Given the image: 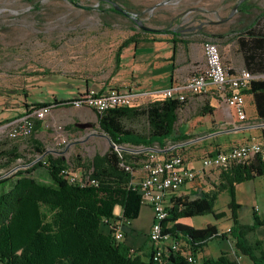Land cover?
Returning <instances> with one entry per match:
<instances>
[{
	"label": "trees",
	"instance_id": "1",
	"mask_svg": "<svg viewBox=\"0 0 264 264\" xmlns=\"http://www.w3.org/2000/svg\"><path fill=\"white\" fill-rule=\"evenodd\" d=\"M99 1L103 7L111 4V8L104 9V12L121 16L134 25L131 29L134 34L117 49L116 70L119 68L122 50L129 44L145 40L147 32L133 19L115 12L112 7L116 4L128 13L138 14L142 13L139 6L130 4L128 0ZM232 1L237 4L239 0ZM253 7L255 5L251 0H245L239 4L237 13L246 14ZM261 19L263 21L260 25ZM137 20L147 27L154 25V20L152 25H147L149 19L144 14L137 17ZM162 24L167 28L168 22H159L158 25ZM252 26L253 29L246 34L249 54L245 55V61L249 73L257 75L264 73V12L260 14V19H254ZM166 28L154 31L168 33ZM240 36L235 38L242 46ZM243 94L245 97L251 96L256 117L264 122V80H252ZM185 101L161 98L145 105L100 113L92 110L98 129L108 139L110 146L102 155H95L90 161L75 158L69 162L62 157L46 154L42 142L34 138L40 122L35 121L33 133L27 138L36 153L35 158H42L47 164L33 160L34 164L26 170L17 171L14 179H0V264H188L179 253L170 250L162 256L160 262H154L153 245L147 253H142V249L132 250L116 241L112 231L103 233L101 230L105 226L103 220L114 217L115 207L121 208L122 219L127 222L138 217L141 207L140 196L132 190V184L136 163L144 160V153L128 156L122 150L119 155L115 147L121 149L131 145L150 149L156 144L162 149L167 140L172 144L185 141L186 136L174 137L178 112ZM45 106L48 105H32L34 108ZM54 106L59 108L69 104L62 101ZM261 138L262 152L249 154L245 161L232 162L227 170H222L221 183L216 191L204 193L194 200L172 199L161 236L182 242L197 256L210 241H233L235 254L222 252L216 259L202 258L203 264H239L238 256L248 258L252 264H264L262 242L250 238L257 228L264 226V220L254 213L251 225H241L238 212L243 207L235 199L236 184L257 177L264 178V129ZM19 158L21 155L17 146L1 150L0 160L4 162L0 163V170H11ZM64 168L81 170L84 185H69L61 175ZM34 173L38 177H34ZM94 180L98 182L97 186L91 184ZM223 191L229 196L227 208L232 222L229 231L221 232L210 224L196 229L180 222L206 215L213 216L215 220L225 217V213H216L214 210L215 201Z\"/></svg>",
	"mask_w": 264,
	"mask_h": 264
},
{
	"label": "crops",
	"instance_id": "2",
	"mask_svg": "<svg viewBox=\"0 0 264 264\" xmlns=\"http://www.w3.org/2000/svg\"><path fill=\"white\" fill-rule=\"evenodd\" d=\"M193 0H175L170 5L163 7L154 25L153 30L166 28L168 33L147 32L146 39L129 44L120 55L119 68L103 82L95 84V91L102 93L110 88H117L134 92L140 98V105L161 99L162 91L173 86H184L191 75L198 68L204 66L202 44L210 41L217 45L223 64L231 73L247 70L245 55L249 54L247 32L253 29L252 23L256 17L264 12V6L259 4L246 14L237 13L229 17L230 13L219 10L208 12L203 7H191ZM144 14V13H143ZM191 15V16H190ZM224 21V19L228 18ZM263 19L260 20V25ZM132 31V30H131ZM233 31V32H231ZM146 32V31H145ZM134 31L131 32L132 36ZM241 35L242 46L237 42ZM249 72V71H248ZM254 79L264 80V73L253 75ZM87 87H90L89 85ZM62 99L58 102H62ZM66 100V99H65ZM64 101V100H63ZM246 121L241 122L227 104L219 98L213 89L200 95L187 93L186 101L178 112V121L174 137L186 136L183 142L172 144L167 140L164 147L159 149L155 144L153 150L141 149L131 145H125L121 149L131 154L155 152L159 157L166 158L170 154H178L183 157L186 168L199 171L201 160L218 151H225L236 145L246 143L261 144V131L264 122L259 121L255 114L250 95L245 97ZM95 114V113H94ZM243 143V144H242ZM180 145V146H178ZM133 181L143 177L142 160L136 163ZM221 171L216 167L204 170L197 174L196 178L187 182L178 192L166 197L167 208L174 198L194 200L204 193L214 192L221 183ZM222 198V207L217 209V202ZM236 203L243 207L238 212V221L241 225H251L253 215L256 213L264 220V178L257 177L253 180L235 185ZM229 196L227 192H221L215 201L216 213L223 212L225 217L215 220L213 216L193 217L180 220L183 224L196 229H202L207 225H215L219 231L224 232L232 226L230 212L227 208ZM122 210L119 206L114 208L113 216H120ZM208 216L212 219L207 220ZM243 217L246 220L243 222ZM201 222L194 224V220ZM196 222V221H195ZM226 222L222 227L220 223ZM153 223V212L150 207L141 205L138 217L123 226V244L132 250L142 249L147 253L151 247L148 233ZM102 232L107 233L108 228L102 226ZM251 240L262 242L264 247V226L259 227L250 237ZM218 242L217 257L222 253L235 254L231 239L213 240ZM204 247L200 258H212L209 244ZM239 264H252L244 256H238Z\"/></svg>",
	"mask_w": 264,
	"mask_h": 264
},
{
	"label": "rangeland",
	"instance_id": "3",
	"mask_svg": "<svg viewBox=\"0 0 264 264\" xmlns=\"http://www.w3.org/2000/svg\"><path fill=\"white\" fill-rule=\"evenodd\" d=\"M164 1L128 0L145 12L147 25H152L154 16L160 19L163 7L175 0ZM192 2L189 8L203 7L208 12L224 13H230L236 4L232 0ZM251 3L255 7L264 6V0ZM110 8V3L103 7L99 0H0V151L17 146L21 155L11 170H0V179H14L17 171L34 164L36 153L30 147V139L13 141L7 137L8 124L33 108L32 105L53 106L34 133L46 154L69 162L75 158L90 161L109 148L110 143L98 129L91 109L57 108L54 104L95 90V84L113 74L117 49L131 37L134 25L103 11ZM62 139L66 143L59 145ZM221 207L222 198L217 202V209ZM207 218L212 222L210 216ZM199 222L194 220L195 225ZM208 248L217 257L218 242L211 241Z\"/></svg>",
	"mask_w": 264,
	"mask_h": 264
},
{
	"label": "built area",
	"instance_id": "4",
	"mask_svg": "<svg viewBox=\"0 0 264 264\" xmlns=\"http://www.w3.org/2000/svg\"><path fill=\"white\" fill-rule=\"evenodd\" d=\"M202 50L203 68L195 70L186 85H177L162 91L160 98L182 102L186 100L187 93L200 95L213 89L218 93L219 98L232 109L239 121H246L243 92L247 91L254 76L246 70L231 73L230 69L223 64L217 45L210 41L202 44ZM65 102L76 109L88 108L100 113L105 110L139 106L140 98L134 92L123 89L110 88L102 93L90 89ZM52 108V105L31 108L29 114L8 124L7 137L9 139L29 137L33 133L35 121L43 123ZM60 129L61 127H59ZM60 142L59 145L66 143L65 139ZM115 150L118 153L122 151L118 147H115ZM247 153H249V149L241 150V152H228L225 155L215 153L206 156L201 160L199 171L186 168L183 157L178 154H170L166 158L159 157L155 152L146 154L142 161L143 177L138 181H133L132 190L140 196L141 205L150 207L153 212V223L148 233V239L153 245L152 259L154 262H160L162 256L170 250L179 253L188 264H203L202 258L192 254L182 242L158 235V220L166 218L168 209L165 199L178 192L187 182L194 180L197 174L204 170H210L215 166V163L231 162L235 158L247 155ZM35 161L47 164L42 158H37ZM126 169L128 170V167ZM61 175L64 180H70L76 186L84 185L81 170L72 171L70 168H64L61 170ZM91 184L97 186L98 182L94 180L91 181ZM126 223L127 221H124L121 215L104 219L102 222L109 231H112L114 239L120 242L123 240V226Z\"/></svg>",
	"mask_w": 264,
	"mask_h": 264
},
{
	"label": "bare ground",
	"instance_id": "5",
	"mask_svg": "<svg viewBox=\"0 0 264 264\" xmlns=\"http://www.w3.org/2000/svg\"><path fill=\"white\" fill-rule=\"evenodd\" d=\"M245 149H249V153H247V155H244L242 157L239 158H235V160H232L231 162H218L215 163L216 167H218V169L220 171L222 170H227L229 168V166L232 164V162H241V161H245L246 159H248L247 157H249V154L252 153H259L262 152V145L261 144H255V143H249V144H243V145H236L233 146L232 148L225 150V151H218L217 155H225V153L228 152H241V150H245ZM69 185H75L72 181L67 180ZM166 218H167V211H166ZM165 218V219H166ZM165 219H159L158 220V224H157V233L158 235H161L163 232V222L165 221ZM162 232V233H161Z\"/></svg>",
	"mask_w": 264,
	"mask_h": 264
},
{
	"label": "water",
	"instance_id": "6",
	"mask_svg": "<svg viewBox=\"0 0 264 264\" xmlns=\"http://www.w3.org/2000/svg\"><path fill=\"white\" fill-rule=\"evenodd\" d=\"M170 1H171V0H166V1H164V3H168V2H170ZM243 1H245V0H239V1L237 2V4L234 5L233 9H232L231 12H230L229 17L232 16V15L237 11V8H238L239 4L242 3ZM161 4H162V3H160V5H161ZM158 5H159V4H158ZM112 7H113V10H114L115 12L120 13V14H123V15H125V16H128L129 18H132V19L135 21V23H136V24H137L142 30H144V31H146V32H153V31H154L152 28L143 25L140 21L137 20V17H139L141 14H143V13H145V12L138 13V14H131V13L126 12L124 9H122L120 6H118V5H116V4H113ZM149 10L151 11L152 9H149ZM229 17L226 18V19H224V21L228 20ZM178 146H180V145H178ZM146 150H153V149L150 148V149H146Z\"/></svg>",
	"mask_w": 264,
	"mask_h": 264
}]
</instances>
